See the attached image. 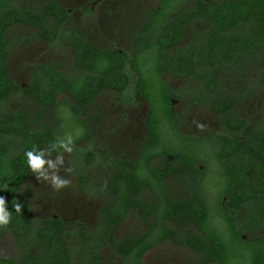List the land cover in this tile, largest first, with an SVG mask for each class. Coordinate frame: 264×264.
<instances>
[{
    "label": "trees",
    "instance_id": "trees-1",
    "mask_svg": "<svg viewBox=\"0 0 264 264\" xmlns=\"http://www.w3.org/2000/svg\"><path fill=\"white\" fill-rule=\"evenodd\" d=\"M70 21L58 0H0V196L12 212L10 223L0 226V242L8 231L21 255L20 262L0 257V264H102L105 247L120 257L119 264H147L144 256L167 242L190 250L196 264H233L235 248L248 251V264H264V0H158L133 32L129 52L95 46L83 32L66 26ZM20 29L31 34L20 37ZM191 32L194 38L187 39ZM37 41L71 49L72 71L57 62L41 64L20 85L11 74L12 57ZM129 67L138 73L133 87ZM164 75L199 83L186 100L217 115L219 133L198 137L179 131L172 100L182 98ZM130 88L132 102L149 104L145 138L133 158L112 159L114 169L96 194L107 199L97 212V226L78 222L82 241L73 248L72 233L59 216L36 226L29 210L35 175L25 152L65 138L61 124L68 111L84 128L83 135L72 136V153H77L103 117L99 107L89 124L82 116L108 93L124 96ZM156 89L178 145L164 140ZM255 90L263 93V109L251 122L243 107ZM202 143L214 148L223 173L214 206L197 152ZM79 175L82 186L89 184L83 171ZM178 187H183L181 197ZM13 199L23 203V213L15 212ZM215 215L228 236L213 222ZM132 219L141 227L120 236ZM246 234L255 238L246 240Z\"/></svg>",
    "mask_w": 264,
    "mask_h": 264
},
{
    "label": "rangeland",
    "instance_id": "rangeland-1",
    "mask_svg": "<svg viewBox=\"0 0 264 264\" xmlns=\"http://www.w3.org/2000/svg\"><path fill=\"white\" fill-rule=\"evenodd\" d=\"M61 4L67 5L72 13V24L68 27H76L83 31L87 38L103 49L116 48L122 52L130 51L131 33L142 23L144 17L158 5V0H59ZM31 33L19 30L20 37H27ZM194 32L188 34L187 39L194 38ZM74 54L69 48L59 43L48 44L45 42H31L27 46L16 51L12 57L11 74L15 82L26 85L30 73L38 65L57 62L63 64L68 71H72ZM145 58L143 61L146 62ZM130 86L136 83L138 73L131 68ZM177 96L182 98L174 101L173 110L177 117L179 131L187 135L204 137L206 132L217 134L221 131L219 117L201 106L191 107L187 102L189 93L198 90L199 83L192 79H175L164 76ZM256 79V77H253ZM253 83L252 81H250ZM132 89L124 96L115 93H108L98 100L97 105L82 116V120L89 124L91 116L102 111V122L90 133L87 141L81 143L77 153L64 154L65 167L72 169L71 174L60 171L62 177L68 178L71 183L60 191L54 190L48 183L40 182L34 177L31 182L33 186L32 206L36 226L43 220L58 215L62 218L71 234L70 243L73 248L81 244L77 223H85L89 229L97 226V212L106 202L104 196L97 197L100 187L105 184V178L114 169L112 159L121 155L133 158L138 143L145 138V119L149 104L134 103L131 101ZM154 98L157 109L160 112L162 128L166 131L165 141L178 145L175 135L171 136L170 126L166 121L161 109V102L158 100L159 91L156 89ZM9 105L15 108V102ZM263 109V93L255 90L250 101L244 104L243 111L249 121H255ZM65 110V109H64ZM66 124L62 125L64 137L84 134V128L78 126L72 115L67 111L62 115ZM202 125L203 127H200ZM93 153L94 157L89 158L87 153ZM198 154L201 156V169L207 170L204 188L209 196L212 206L216 203L218 195L223 189V173L216 157L214 148L202 143L198 146ZM55 159V157H51ZM89 158V160H88ZM204 166H203V165ZM83 171L90 182L86 186L81 185L79 173ZM174 184L179 185L180 179H174ZM178 196H182L183 187H178ZM92 192L94 195H92ZM185 194V193H184ZM215 225L228 236V230L223 220L215 215ZM141 227L137 219L129 220L120 231V236L131 234ZM255 236L246 235V240ZM233 264H248V251L235 248ZM0 257L11 258L20 262L21 256L18 250L16 238L7 231L0 243ZM102 264H119L120 257L110 248L105 247L101 251ZM144 261L147 264H196V257L185 247L173 242H167L156 249L148 252Z\"/></svg>",
    "mask_w": 264,
    "mask_h": 264
},
{
    "label": "clouds",
    "instance_id": "clouds-1",
    "mask_svg": "<svg viewBox=\"0 0 264 264\" xmlns=\"http://www.w3.org/2000/svg\"><path fill=\"white\" fill-rule=\"evenodd\" d=\"M200 127H203L200 125ZM74 150V140L71 136L57 139L50 143L46 149L37 150L34 146L32 150L25 152L26 163L36 179L40 182L48 183L54 190L60 191L67 187L71 181L60 175L63 168L65 172L71 174L72 169L65 167L64 154H71ZM55 159H52L53 153ZM7 190V186L5 188ZM15 212L23 213L24 205L18 199L12 201ZM29 210H33L29 208ZM12 212L8 208L5 197L0 196V226H7L11 221Z\"/></svg>",
    "mask_w": 264,
    "mask_h": 264
},
{
    "label": "flooded vegetation",
    "instance_id": "flooded-vegetation-1",
    "mask_svg": "<svg viewBox=\"0 0 264 264\" xmlns=\"http://www.w3.org/2000/svg\"><path fill=\"white\" fill-rule=\"evenodd\" d=\"M59 1V0H58ZM60 2V1H59ZM189 1H186V3H185V6H188L189 5ZM63 5V4H62ZM63 6H65L66 8H67V5H63ZM68 9V8H67ZM68 11H69V13L71 14V16H72V13H71V10L70 9H68ZM69 23H71V21L69 22ZM68 24V23H67ZM67 24H66V26H67ZM72 24V23H71ZM141 25V24H140ZM74 27V26H73ZM140 27V26H139ZM139 27L137 28V29H139ZM76 28V27H75ZM78 29V28H77ZM136 29V30H137ZM79 31H81L80 29H78ZM136 30H134V31H136ZM133 31V32H134ZM81 32H83V31H81ZM133 32L131 33V38H130V42H131V40H132V34H133ZM84 33V32H83ZM85 34V33H84ZM86 35V34H85ZM87 37V36H86ZM88 39V38H87ZM89 40V39H88ZM90 41V40H89ZM91 42V41H90ZM92 44H94L93 42H91ZM95 46H97L96 44H94ZM97 47H99V46H97ZM99 48H101V47H99ZM101 49H103V48H101ZM114 49V48H113ZM130 49H131V43H130ZM106 50H112L111 48L110 49H106ZM120 51V50H119ZM120 52H122V51H120ZM127 52H129V51H127ZM11 62H12V60H11ZM128 69H130V67L129 68H127V71H128ZM165 76V75H164ZM163 76V77H164ZM166 77H168V76H166ZM170 78V77H169ZM166 80V79H165ZM169 83V82H168ZM174 101H175V99H173L172 100V103H173V105H174ZM174 107V106H173ZM174 111V110H173ZM175 113V112H174ZM47 115V114H46ZM92 132V131H91ZM207 133V132H206ZM53 157H55V156H53ZM24 195L25 196H27V194H25L24 193ZM33 199V198H32ZM32 204V203H31ZM32 206V205H31ZM53 216H55V217H57L58 215H53ZM35 217V216H34ZM60 217V216H59ZM61 218V217H60ZM62 219V218H61ZM69 229V228H68ZM5 232H6V230H5ZM5 232H4V234H5ZM8 232V231H7ZM9 233V232H8ZM4 234H3V236H4ZM246 235H251V234H246ZM3 236H2V238H1V241H2V239H3ZM251 236H253V235H251ZM15 237V236H14ZM246 236H244V238H245ZM16 238V237H15ZM255 238V237H254ZM246 239V238H245ZM17 240V239H16ZM1 243V242H0ZM18 250H19V246H18ZM19 253H20V251H19ZM21 256V255H20ZM145 257V256H144ZM3 258H5V257H3ZM11 259V258H10Z\"/></svg>",
    "mask_w": 264,
    "mask_h": 264
}]
</instances>
